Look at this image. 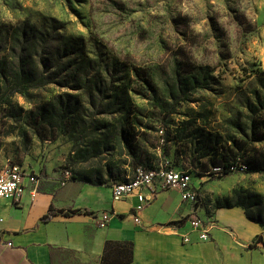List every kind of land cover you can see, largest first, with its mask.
Returning <instances> with one entry per match:
<instances>
[{
  "label": "rangeland",
  "instance_id": "374dc122",
  "mask_svg": "<svg viewBox=\"0 0 264 264\" xmlns=\"http://www.w3.org/2000/svg\"><path fill=\"white\" fill-rule=\"evenodd\" d=\"M66 39L74 46L50 69ZM18 58L56 81L14 93ZM70 61L91 78L78 89ZM259 78L264 0H0V166L23 167L45 191L61 186L64 172L112 186L136 165L162 164L196 175L201 218L233 193L247 212L264 214V174L236 166L264 151L250 141L245 107L263 91ZM57 95L79 107L55 138L39 140L26 116ZM226 159L235 170L216 177Z\"/></svg>",
  "mask_w": 264,
  "mask_h": 264
},
{
  "label": "crops",
  "instance_id": "0c3cea01",
  "mask_svg": "<svg viewBox=\"0 0 264 264\" xmlns=\"http://www.w3.org/2000/svg\"><path fill=\"white\" fill-rule=\"evenodd\" d=\"M138 205L134 196L114 200L110 182L69 180L45 191L38 182L26 183L19 202L0 200V264L67 263L65 253L74 264H98L106 241L132 243L130 264H264V244H255L264 229L242 207L213 209L201 218V209L182 202L177 190H158L135 224ZM101 213H110L105 226L96 219ZM196 217L214 223L206 241L187 223Z\"/></svg>",
  "mask_w": 264,
  "mask_h": 264
},
{
  "label": "trees",
  "instance_id": "16d2710c",
  "mask_svg": "<svg viewBox=\"0 0 264 264\" xmlns=\"http://www.w3.org/2000/svg\"><path fill=\"white\" fill-rule=\"evenodd\" d=\"M33 38L31 37V40ZM31 40H28L29 43ZM34 40V39H33ZM40 41H45L41 39V36L39 37ZM74 46V42L71 39H66L63 41H60V44L58 45L59 48L56 49V51L51 53V65L49 66L50 69L54 67L60 66L62 56L61 54H66L68 49L71 50ZM62 52V53H61ZM31 55L34 53L30 52ZM36 55V54H35ZM18 64H20L19 70H14L13 67V92L14 93H22L25 91H28L29 89H35L37 85L39 84H47V83H53L52 81L55 80V73H51L50 76L53 77H45L43 75L36 76V73L34 71L29 72L27 70V67L30 66L29 61H23L21 58H18ZM27 66V67H26ZM69 66L71 67L72 73L70 77L72 76V79L75 83L73 85L74 89H78L79 86H77L78 82H88L90 80L88 78V72L87 70H81V67L76 66L75 62L70 61ZM140 75V74H138ZM141 81H143V77H139ZM43 80V81H42ZM48 80V81H47ZM68 83V82H65ZM258 83L263 90L261 93L253 92V99L246 98L245 107L247 108L248 112L251 114V117L249 119V129L251 132V142H264V79L259 78ZM128 95V92H126ZM263 94V95H262ZM63 95H57L55 96L48 104H45L43 106L38 107L35 110L30 111L27 116L26 120L29 126L33 129L34 135L39 140H47V139H53L55 138L54 132L56 129H58L63 122L64 119H68L72 115H74V111L76 108L79 107L78 101H64V98L61 97ZM119 96H123V91L117 92V94L113 95L112 98H118ZM70 97V96H69ZM129 97V96H127ZM125 123L129 124L130 121L128 119L125 120ZM134 123H130L126 128L122 130V132H127V134L130 136V132H134ZM128 146L131 144V139L129 138V143H127ZM245 143H237L235 145L236 149L240 152L245 153L247 151ZM131 154H135L134 151L131 152ZM231 156V152L229 153ZM139 155V159H140ZM223 167L224 174H227V169L233 165L227 162V159L225 161ZM238 162V160H237ZM236 166L240 167V165L245 166L249 171H255L258 173L264 174V151H262L260 148L253 150V156L247 160H245L242 163H237ZM137 166H143L146 168H152L153 166H148L145 164L136 165L130 173L137 167ZM180 170V169H179ZM193 173V172H192ZM195 175V174H194ZM196 176V175H195ZM125 179V176L122 180ZM70 180L80 181L84 183H91L94 185H101L102 183H93L86 180L80 179L76 175H72ZM121 180V181H122ZM236 196H233L231 199L229 198H223L222 200H216L214 201L213 207L214 209L219 208H232V207H242L245 210L246 217L257 224H259L264 229V214L260 212L257 215H253L252 213L247 212L244 205L239 201L235 200ZM200 203V202H199ZM199 203L195 204L194 206L197 208ZM74 212H77L74 211ZM52 215V207L49 208L48 213L43 216L42 220H47ZM263 238L262 236H258L256 238L255 244L257 241H261ZM133 261V247L132 243L129 242H116V241H106L104 244L102 255L99 259L98 264H130Z\"/></svg>",
  "mask_w": 264,
  "mask_h": 264
},
{
  "label": "built area",
  "instance_id": "2783aa9c",
  "mask_svg": "<svg viewBox=\"0 0 264 264\" xmlns=\"http://www.w3.org/2000/svg\"><path fill=\"white\" fill-rule=\"evenodd\" d=\"M243 170L245 166L238 167ZM235 167L231 166L227 171H233ZM224 169L213 168V173L216 177H221L224 174ZM196 177L194 173L185 170L170 168L166 165L153 166L146 168L137 166L131 173L125 176V179L119 181L111 186L112 197L114 200H121L126 197L134 196L138 199L139 205L133 210V220L135 224L139 223L138 213L142 210L145 204H148L154 194L158 190H177L180 193L182 202L195 205L199 203L202 198L199 194V189L191 185V179ZM70 180L68 172H64L60 183L63 185ZM26 183L36 185V178L19 165L4 164L0 166V200H11L19 202L23 193L26 190ZM145 192L150 193L148 198ZM36 189L31 191V196L34 197ZM100 226H105L109 219L110 213H101L96 217ZM187 223L190 229L197 233L200 241H206L210 238L209 230L214 227L213 222L200 220L199 218H192ZM190 239L187 235L183 236V242L188 243ZM256 244H264V238L257 241Z\"/></svg>",
  "mask_w": 264,
  "mask_h": 264
}]
</instances>
